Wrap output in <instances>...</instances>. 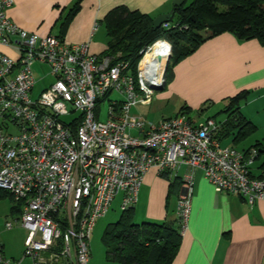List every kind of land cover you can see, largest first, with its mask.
<instances>
[{"label":"built area","instance_id":"built-area-1","mask_svg":"<svg viewBox=\"0 0 264 264\" xmlns=\"http://www.w3.org/2000/svg\"><path fill=\"white\" fill-rule=\"evenodd\" d=\"M13 4L0 0V47L15 51L11 56L0 48V188L21 205L20 220L8 227L19 222L27 236L20 259L7 256L0 241V264H89L97 219L118 195L122 211L133 208L152 168L177 176L187 169L177 203L182 233L197 171L218 192L250 206L264 202L259 148L223 146L214 118L193 121L181 114L150 121L132 112L165 85L173 55L168 39L142 49L133 75L129 63L92 54L88 43L22 28L8 15ZM37 62L48 65L54 79L34 97ZM114 92L122 97L110 100L107 119L100 120L98 105Z\"/></svg>","mask_w":264,"mask_h":264},{"label":"crops","instance_id":"crops-1","mask_svg":"<svg viewBox=\"0 0 264 264\" xmlns=\"http://www.w3.org/2000/svg\"><path fill=\"white\" fill-rule=\"evenodd\" d=\"M74 1L14 0L8 15L28 31L43 36L58 35L61 21ZM121 5L157 17L173 10L174 3L172 0H83L63 40L69 44L88 43L90 53L102 55L110 40L102 21L111 9ZM96 23L99 26L95 30ZM0 48L15 55L13 48ZM175 90L200 95L210 93L212 97L223 99L243 90L250 91L245 109L252 107L243 114L256 126L253 135L257 134L256 142L264 148V45L257 39L239 40L227 32L206 41L178 63L173 80L159 90L156 97L172 95ZM138 106L133 108L134 114L142 116ZM186 170L183 167L180 172ZM194 187L188 225L172 264H264V202L250 206L237 195L218 192L200 171L195 174ZM173 191L176 203L174 214L169 218L167 202ZM181 192V174L171 172L169 177L162 176L152 168L145 176L133 207L136 223L175 220Z\"/></svg>","mask_w":264,"mask_h":264},{"label":"trees","instance_id":"trees-1","mask_svg":"<svg viewBox=\"0 0 264 264\" xmlns=\"http://www.w3.org/2000/svg\"><path fill=\"white\" fill-rule=\"evenodd\" d=\"M82 1L75 0L62 19L58 34L60 39H64L65 30L80 11ZM173 10L175 14L169 22L172 26L154 29L155 17L148 13L131 10L125 5L111 9L102 21L110 37L108 48L102 55L113 56L114 63H129V73L136 75L142 49L165 37L173 46V55L166 69V87L174 77L172 63L181 62L218 35L228 32L239 40L257 39L264 45V0H184L180 5L174 4ZM249 93L248 90L241 91L232 102L246 101ZM234 108L231 105L228 109H233L231 116L217 120L221 123L217 136L220 140L230 136L234 143H240L252 136L257 128L240 112L239 107ZM181 114L185 115L181 112L175 116ZM252 146L260 149L258 162L262 160L260 167H264V148L259 142ZM170 174L167 171L160 173L167 177ZM4 196L12 197L8 191L0 188V198ZM103 239L107 245L108 261L120 264H172L182 244V225L178 216L175 220L136 223L134 209L131 208L122 211L119 220L107 226Z\"/></svg>","mask_w":264,"mask_h":264},{"label":"rangeland","instance_id":"rangeland-1","mask_svg":"<svg viewBox=\"0 0 264 264\" xmlns=\"http://www.w3.org/2000/svg\"><path fill=\"white\" fill-rule=\"evenodd\" d=\"M176 0H172L175 4ZM105 29L106 25L103 24ZM102 28V31H104ZM15 56V55H14ZM178 65L172 63L171 68L174 70ZM33 71L37 79L35 85V90L33 96L40 94L41 91L49 85L54 77L50 75V67L46 64L35 63L33 65ZM174 78V77H173ZM173 80V79H172ZM159 92V91H157ZM156 94L153 96V103L150 105L139 104V110L142 113V116L147 117L149 120H159L166 117L175 116L178 113H183L188 118H191L193 121L204 120L208 117H213L216 120L220 121L226 118V116H231L230 113L232 110L228 111L231 105L233 107L240 109V112L249 111L252 106L245 109L246 102L250 99L241 100L239 103L232 102V99L238 94L230 95L228 97L218 98L217 96L212 97V94H198L188 91H178L175 90L172 95H167L162 97H156ZM240 93V92H239ZM122 96L118 92H114L108 97L102 99L98 105L100 112L97 109V115L100 120H106L108 116V108L111 99H120ZM234 108V109H235ZM255 109V108H254ZM134 113V110H132ZM138 114V113H137ZM256 114V110L254 111ZM2 118L0 117V123ZM256 135L249 136L240 143H234L232 137L226 136L221 139L223 146H236L239 150H244L250 146L256 144ZM182 172H180L181 174ZM171 199L167 202L169 204L168 216L174 214V206L176 193L171 192ZM121 196L118 195L111 204L108 212L97 219L95 227L91 235V259L89 264H120L118 262L108 261L106 258L107 245L104 242L103 235L110 223H115L119 220L122 209H121ZM21 205L17 203L13 197L4 196L0 198V241L3 243L6 255L14 259H20L23 256L24 252V241L27 236V230L18 222L15 223L13 227H8V222H15L17 219L20 220L21 217ZM136 219H134V222ZM28 261V260H27Z\"/></svg>","mask_w":264,"mask_h":264},{"label":"water","instance_id":"water-1","mask_svg":"<svg viewBox=\"0 0 264 264\" xmlns=\"http://www.w3.org/2000/svg\"><path fill=\"white\" fill-rule=\"evenodd\" d=\"M183 1L184 0H176L175 4L180 5L183 3ZM174 14H175L174 10H171L167 13H163V14H160L157 17H155V19L153 21L154 29L160 28L163 23L170 22L173 19ZM162 89H163V87H161L160 90H162Z\"/></svg>","mask_w":264,"mask_h":264}]
</instances>
